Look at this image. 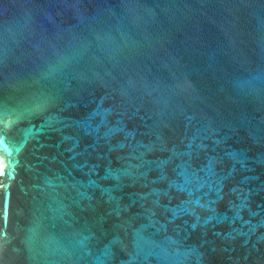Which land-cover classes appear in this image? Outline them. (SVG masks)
Returning <instances> with one entry per match:
<instances>
[{
  "label": "water",
  "instance_id": "95a60500",
  "mask_svg": "<svg viewBox=\"0 0 264 264\" xmlns=\"http://www.w3.org/2000/svg\"><path fill=\"white\" fill-rule=\"evenodd\" d=\"M0 264H264V0H0Z\"/></svg>",
  "mask_w": 264,
  "mask_h": 264
}]
</instances>
